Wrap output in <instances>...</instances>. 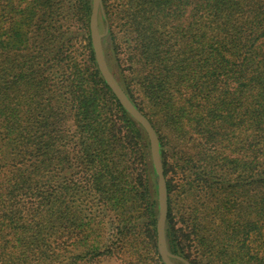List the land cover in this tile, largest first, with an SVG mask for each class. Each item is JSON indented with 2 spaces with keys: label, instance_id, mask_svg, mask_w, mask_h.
Wrapping results in <instances>:
<instances>
[{
  "label": "trees",
  "instance_id": "trees-1",
  "mask_svg": "<svg viewBox=\"0 0 264 264\" xmlns=\"http://www.w3.org/2000/svg\"><path fill=\"white\" fill-rule=\"evenodd\" d=\"M91 9L0 0V264H146L156 246L149 143L101 76L90 36L76 47L70 29L74 19L88 29ZM113 10L148 105L121 86L159 137L169 250L190 264H264V0H117ZM107 211L124 225L103 245ZM140 213L148 239L131 229Z\"/></svg>",
  "mask_w": 264,
  "mask_h": 264
},
{
  "label": "rangeland",
  "instance_id": "rangeland-1",
  "mask_svg": "<svg viewBox=\"0 0 264 264\" xmlns=\"http://www.w3.org/2000/svg\"><path fill=\"white\" fill-rule=\"evenodd\" d=\"M101 3H102V9L98 15L97 28H98V33L101 35L102 44L106 48L105 56H106V59H108L107 63L108 62L112 63V67L111 68L109 67V68L111 69V71L113 72V74L115 75L116 79L118 80V82L120 84H123L126 81L131 86L133 85L132 90H131L132 92H130V93L133 95V97L135 98V101L140 106L148 105L146 103L145 97L141 91L140 86H135L137 80H134V78L131 74L130 61L128 59L127 48H126V45H124V37L122 36L121 32H119V29H120L119 24L122 23V18L117 16L116 11L114 12V10H113L116 7L117 0H101ZM105 4H109L110 5L109 10L110 11L112 10V12H110V14H108V16L106 14ZM101 15H103L102 18H101ZM89 20H90V17H89ZM76 21L77 20L74 19L70 22L71 23L70 29H71V31L75 32L74 35L76 37V47H78L79 45H84L87 42L86 38L87 37L89 38L90 28L83 29L82 27H80L79 22L78 21L76 22ZM85 55H86V53H85ZM81 57H83L82 54H81ZM81 57L79 54L78 59H80ZM150 108L153 110V106H151ZM147 109H149V108H147ZM137 127L141 131V133L147 138V141H148L147 134H146L145 130L142 128V126L140 125V127L142 129L139 126H137ZM169 161L172 162L170 158H169ZM147 164L150 167L149 168L147 166L148 169L151 170V166L149 164L148 159H147ZM129 166H130V169L133 170L135 173H139V172L142 173L143 172V174H145V171L143 169L146 165L144 162H142V163H140L139 161L136 162L133 158V159L129 160ZM168 175L172 178L174 177L175 183H179L181 180V178H180L181 174L179 172H176V173L173 172L172 173V171H170V173ZM156 190H157V185H156ZM167 195H168V192H167ZM173 196H174L173 203H174L175 210L177 213V210L180 212L179 208L181 207L182 199H181L180 193L174 194ZM157 197H158V195L156 194V200L158 199ZM105 213L106 214H105V216H103V220L100 224L103 236H101L99 239L100 243L103 245H107L109 243L108 239H109V236L113 233V231H115L114 230L115 225H117V224L124 225L123 223H117L116 222L115 213H113L112 211H107ZM155 213H156V221H157V218H158V200H157V207H156ZM147 217L148 216L146 215V213H140L136 218L137 220L134 221L139 226L133 225L135 223L129 224V225H133V228H131V229L134 230V232H136V233L139 232L140 237L145 236L148 239V233H147L148 232V230H147L148 229V225H147L148 218ZM178 217L179 216L177 213V219H178ZM177 219L174 217L173 220H177ZM156 221H155V232H156ZM174 224L180 225L178 222L174 223ZM165 227H166V223H165ZM71 240H69V243L72 242ZM166 244H167V240H166ZM155 245L156 246L153 250H149L147 252V255H144L145 260H146L145 263L146 264H162V263L165 264L163 257L161 256L159 249H158L157 236H155ZM77 250L79 251V249L72 248L71 253H75ZM118 255L122 256L121 253ZM176 255H178V254H176ZM179 256H181V255H179ZM168 260L171 262V264H184L181 260L176 259V258L168 257ZM124 261H125V259L123 258V256L117 257L115 255V256H109L107 258H104L102 260V264H126ZM84 264H86V263H84Z\"/></svg>",
  "mask_w": 264,
  "mask_h": 264
},
{
  "label": "water",
  "instance_id": "water-1",
  "mask_svg": "<svg viewBox=\"0 0 264 264\" xmlns=\"http://www.w3.org/2000/svg\"><path fill=\"white\" fill-rule=\"evenodd\" d=\"M102 9L101 0H92V9L89 20V36L91 40L92 49L94 51L95 60L98 70L104 81L115 95L121 106L128 112V114L139 123L145 130L151 156L152 165L156 174L157 195H158V218L156 221V236L158 242V249L163 257L165 264H171L168 257L181 260L184 264H190L183 257L171 253L166 244L165 223L168 213V195L166 177L160 153V143L157 132L151 121L144 115V113L132 102L121 84L116 79L115 75L109 68L105 56L101 35L98 33V15Z\"/></svg>",
  "mask_w": 264,
  "mask_h": 264
}]
</instances>
